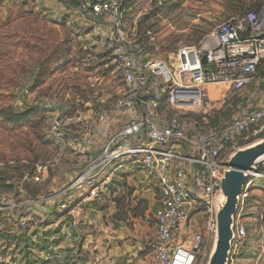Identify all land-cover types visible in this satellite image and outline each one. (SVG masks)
Returning <instances> with one entry per match:
<instances>
[{"label": "built area", "instance_id": "built-area-1", "mask_svg": "<svg viewBox=\"0 0 264 264\" xmlns=\"http://www.w3.org/2000/svg\"><path fill=\"white\" fill-rule=\"evenodd\" d=\"M122 2L81 0L77 12L107 27L103 50L123 83L112 109L128 116L93 153L94 124L87 123L84 131L69 141L85 165L57 192L30 204L45 214H71L80 204L105 192L112 180V174H107L110 165L135 164L146 179L157 184L160 197L146 264H205L216 227L213 199L228 155L239 143L264 133V6L217 25L196 46L180 47L175 54L176 65L168 68L161 61L149 60L134 37L126 34ZM244 32L247 36L241 37ZM203 57L205 65L201 64ZM176 91L184 94L177 98ZM232 98L240 102L229 121L201 127L193 119L205 120L218 105L222 108ZM176 108L181 114L173 111ZM104 118L102 114L99 120ZM51 130L63 139L58 119ZM47 178V166L37 164L35 181L44 183ZM256 180L264 181V166L249 174L240 193L230 258L243 245L246 229L240 216ZM3 201L0 195V213L9 208ZM12 221L22 233L31 222L22 215L12 217ZM0 247L4 248L2 239ZM49 251L42 256L43 262L60 257L56 246ZM3 263L4 257L0 258Z\"/></svg>", "mask_w": 264, "mask_h": 264}, {"label": "rangeland", "instance_id": "rangeland-1", "mask_svg": "<svg viewBox=\"0 0 264 264\" xmlns=\"http://www.w3.org/2000/svg\"><path fill=\"white\" fill-rule=\"evenodd\" d=\"M77 1L0 0V110L11 106L30 114L28 124L15 127L6 124L0 115V173H5L0 195L4 196L3 205L9 207L2 212L3 241L13 229L12 217L29 216L36 221L43 214L30 203L57 192L85 165V159L69 146L72 137L83 132L87 123H93V153L120 127V115L113 112L112 104L123 91V84L103 50L107 27L81 16ZM252 3L258 2L135 0V6L124 14L125 32L133 37L150 31L152 38L145 46L148 59L170 68L177 63L175 54L180 47L198 45L218 24L237 18L243 9L253 10ZM210 89L213 94L214 88ZM231 107L218 105L216 118L226 115L228 119ZM173 111L181 114L177 108ZM102 114L106 118L100 121ZM113 117H117L114 124ZM55 119L62 125L61 140L51 130ZM257 140L249 139L239 147ZM39 163L47 166L44 183L34 179V166ZM111 185L109 198H94L88 203L95 214L103 215L101 223L106 232L98 229L100 225L90 226L78 239L69 263L91 261L96 245L113 242L119 234L123 244L145 247L154 228L158 197L154 196L151 204L126 178ZM263 215L264 181L256 180L240 216L246 236L237 254L230 258L231 263L264 264ZM104 235L110 240L103 242ZM210 250L211 245L207 255ZM3 253L0 247V258Z\"/></svg>", "mask_w": 264, "mask_h": 264}, {"label": "crops", "instance_id": "crops-1", "mask_svg": "<svg viewBox=\"0 0 264 264\" xmlns=\"http://www.w3.org/2000/svg\"><path fill=\"white\" fill-rule=\"evenodd\" d=\"M119 115L121 119L119 124L121 126L128 115ZM116 118L117 117H113L111 119L112 124L116 122ZM110 173L112 174L111 181L126 178L127 181L140 191L151 204L154 202V196L158 197L155 203L154 212L159 207L160 197L157 184L152 180L146 179L137 165L118 162L107 168V174ZM90 201L91 200H88L80 204V206L71 214L58 212L45 214L43 212V215L38 216L36 221L32 220L28 216L31 222L28 225L25 237L22 240H16L17 243L13 240L14 238H10L9 236L12 235V232H14L15 227L13 224V229L4 235L9 237L4 239L3 264H25V260L23 258L25 251H30V254H32L34 258L41 259L44 255L43 251L37 250V248H32L34 246H31L28 250L24 247L27 243L29 245H38L42 241H45L49 248L54 244L60 255L59 258L48 259L45 261L46 264H71L69 263L68 257H72L74 254L73 249H75L77 242L79 244L78 239L80 236L89 231L90 226L100 225L98 229L102 232H106V230H103V224L101 223L103 215L101 216L99 213L95 214L94 210L90 207H86L87 203ZM153 232L154 228L144 248H141L139 244L132 247L123 244L120 242L122 237H120L119 234L116 239H113V242L100 243L96 245L94 247V252L96 253L92 260L83 264H146L148 261L146 248ZM102 238L103 242L110 240V237L107 238V235H104ZM87 240L88 239H86V242ZM115 240H119V242L114 243ZM85 245L86 244L84 242V246ZM234 262H230V264H238L236 260ZM73 263L80 264L75 262Z\"/></svg>", "mask_w": 264, "mask_h": 264}, {"label": "water", "instance_id": "water-1", "mask_svg": "<svg viewBox=\"0 0 264 264\" xmlns=\"http://www.w3.org/2000/svg\"><path fill=\"white\" fill-rule=\"evenodd\" d=\"M247 34L244 32L241 37ZM201 64H206L205 57L201 59ZM183 94L182 91L175 92L177 98ZM258 139L247 146L235 148L224 164L220 188L213 199L216 227L205 264L230 263L240 193L249 174L258 172L264 166V133Z\"/></svg>", "mask_w": 264, "mask_h": 264}, {"label": "trees", "instance_id": "trees-1", "mask_svg": "<svg viewBox=\"0 0 264 264\" xmlns=\"http://www.w3.org/2000/svg\"><path fill=\"white\" fill-rule=\"evenodd\" d=\"M122 7L123 9H126V10H129L131 7L134 6V3H135V0H122ZM80 2L81 0H78L77 3H76V9L78 8V6L80 5ZM257 4H254L252 3L251 7H253V10H260L262 9V7L264 6V0H257ZM248 8V7H247ZM245 8V9H247ZM250 11V9H248ZM248 10H242V13L238 16H242L244 15L246 12H248ZM252 10V9H251ZM221 24V23H220ZM219 25V24H218ZM144 36L142 35H134V39L135 41L141 46V48L144 50L145 53L148 54V51L146 50L145 46L148 45V41L152 38L151 37V32L150 31H146L145 34H143ZM189 46H196V45H189ZM106 54V53H105ZM107 55V54H106ZM108 56V55H107ZM109 57V56H108ZM111 61L112 59L109 58ZM113 62V61H112ZM114 64V63H113ZM115 65V64H114ZM116 67V65H115ZM117 70V68H116ZM118 74H119V77L121 79V76H120V73L119 71L117 70ZM122 81V80H121ZM123 84V83H122ZM119 96V95H118ZM118 96L116 97V99L118 98ZM115 101V100H114ZM240 102L239 99H236V98H232L229 102H227V104L224 106V107H230L232 109L231 106H233L234 108L237 106V104ZM233 108V110H234ZM232 110V112H233ZM232 112H231V115H232ZM216 113L217 111H215L214 113H212L211 115L205 117V120H202L201 117H193V119L201 126V127H205V126H217V125H220L224 122H227L229 121L230 117L227 119V116L224 115L223 117L221 118H224V119H217L216 118ZM0 115L3 116V120L6 124H8L9 126L11 127H15V126H21V125H25V124H28L29 123V113L27 112H18L16 110H14L11 106H7V107H4L0 110ZM219 120V121H218ZM245 142H241L239 143V145H242L244 144ZM39 164H44V163H39ZM37 165V164H36ZM35 165V166H36ZM35 166H34V171H35ZM5 175L0 173V184L3 183V176ZM112 181L110 182V184L106 187V190L104 193H100L101 197H96V198H100L101 200H105L107 198H109L110 196V192L112 190V185H111ZM0 189H3L1 186H0ZM2 195V194H1ZM92 201V200H91ZM248 201V200H247ZM246 201V202H247ZM89 203V202H88ZM86 205V207H88L89 205ZM246 204V203H245ZM120 220V219H119ZM4 222V218H3V214L0 213V223H3ZM263 223H264V215H263ZM12 224V223H11ZM14 232H12L11 234L12 235H9L10 238H14L13 240H15V242L17 243L16 240H22L24 237H25V232H20L19 229L16 228V226L14 225ZM54 234V233H52ZM6 238V236H4V239ZM55 243V242H53ZM54 245V244H53ZM31 246H34L32 248H37V250H40V251H43V254L46 255V254H50V251H49V247L47 246L46 242L45 241H42L40 242L38 245H33V244H26L25 245V249L28 250L31 248ZM24 260H25V264H29V263H33V264H46L45 262H43L41 259H38V258H34V256H32V254H30V251H25L24 252V256H23Z\"/></svg>", "mask_w": 264, "mask_h": 264}, {"label": "bare ground", "instance_id": "bare-ground-1", "mask_svg": "<svg viewBox=\"0 0 264 264\" xmlns=\"http://www.w3.org/2000/svg\"><path fill=\"white\" fill-rule=\"evenodd\" d=\"M210 93L212 94V90L210 89ZM212 96H216V94L213 92Z\"/></svg>", "mask_w": 264, "mask_h": 264}]
</instances>
